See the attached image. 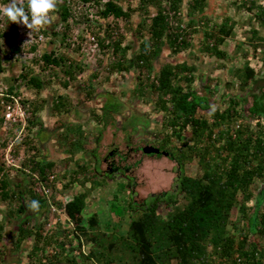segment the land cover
Masks as SVG:
<instances>
[{
  "label": "rangeland",
  "instance_id": "obj_1",
  "mask_svg": "<svg viewBox=\"0 0 264 264\" xmlns=\"http://www.w3.org/2000/svg\"><path fill=\"white\" fill-rule=\"evenodd\" d=\"M249 1L245 3L246 0H204L196 6L195 0H183L180 4V10L184 16L182 21L188 28H190L189 24L193 25L191 31H188L191 46L175 53L165 38L163 51L154 63L155 69L152 70L113 69L111 64L121 60V57L113 52V47L100 49L98 53H94L90 47L85 51L77 50L78 45L73 44L76 30L81 34L80 38L84 40L86 35L84 24L99 28L87 17V10H91V13L96 15V11L102 9L99 4L98 9L84 8V4L79 5L80 2L77 0L70 4L71 17L68 22L72 25V31L63 40L65 28L59 29L61 31H58V28L60 25L65 27V24L59 16L55 17L53 24L50 27L46 26L47 33L53 39L46 43L42 53L47 50L54 52L55 56L64 55L68 58L66 59L68 62L72 61L75 66H82V71L76 70L78 72L70 76L61 71L63 67L56 66L54 69L48 67L50 70L43 73L40 59L27 63L17 60L5 62L6 69L0 76V84L6 87L13 85L18 92V100L28 102L26 118L30 108L34 106L41 108L37 118H40L43 124L27 130L28 120H25L17 126L2 125L0 127V163L2 164L0 183L4 175L9 177L13 186L18 181H25L27 172L19 169L25 158L35 154L38 155L39 160L54 163L47 174H54L55 180L48 193L50 200L47 199V206L36 211L29 207L26 214L17 213L14 216H10V211L17 210L20 203L10 198L7 201L4 200L0 189V220L5 224L3 238L0 240V264H69L66 259H63V262L57 261L59 256L62 257L58 242L65 243L64 257L67 255L76 257L78 259L76 264H103L101 257L86 258L94 245L90 244L85 235L75 228L65 208L59 203L67 202L76 194L86 192L88 196L84 211L85 218L88 219L86 228L91 215L95 214L94 218L97 219L98 230L101 233L99 236H102L104 232L109 235L108 231L113 237L122 233L125 236L124 232L128 228L129 221L128 216L123 217L130 200L128 176L135 180L131 189L135 190L134 200L138 203H142L151 193L172 188L178 175L177 161L169 154H146L142 150L148 144L160 147L163 136L159 133L160 130L163 134H172V129L164 126L165 113L158 105V94L147 85L166 63L186 62L188 65L195 66L194 88L204 93L209 86L213 91L211 109L203 113L200 111V114H203L204 118L210 122L215 119L212 112L217 109L223 111L228 106L232 97L230 95H233L234 90L238 95L245 91L241 90V86L246 68L251 67L255 72L253 80L249 81V85H252L251 90L255 91V86L260 90L263 87L262 76H264V25L260 17L261 10L257 6L264 7V0H254V3ZM122 5L125 9L128 5L136 8L130 20H117L110 17L107 18L104 26L113 27L112 40L121 35L119 28L125 31L122 46L131 48L127 55L129 60L140 50V43L148 38V36L139 35V25L147 20L150 23L151 16L158 9L155 5L148 4L147 12L143 8L137 10L139 0H125ZM62 6L66 7L64 4H59L58 8ZM4 25L6 29L11 27L8 21L4 22ZM221 25L228 31V34L221 36L224 41L220 42L217 49L222 53L209 54L204 48L205 36L218 34ZM103 29L104 27L99 29L101 33L98 34L99 36L104 33ZM53 31L57 35H53ZM27 70H32L28 74H39L44 82L42 89L36 90L28 85V77L26 79L21 77V74H25ZM59 96L60 100L66 99L68 103L66 111L61 113L55 112L51 107ZM108 102L120 104V106L116 113H112V118L105 125L97 116L103 114V106ZM1 104L0 102L2 107ZM248 121L246 122L251 130H258L254 120ZM215 127H213L214 132H217ZM176 136L172 135L170 143L166 145L177 153L180 149L187 150L185 149L187 146H182V142L190 146L196 144V141L191 138V127H187L182 132V142ZM215 139L216 137L213 136V141H210L204 137L198 146L204 148L209 145L210 154L216 156L215 149L222 145L223 141ZM5 140L6 145L2 144ZM113 148L118 150L116 156L118 164L122 162L124 167L128 166L129 169L124 175L114 172L116 174L108 178L105 174L108 168L102 159L108 156V152ZM8 151L13 154L12 163L5 156ZM123 155L126 156L125 161H121L120 157ZM97 158L101 160V173L100 171L97 173L95 168ZM185 172L192 177L202 175L203 167L199 164L198 158L185 161ZM262 189H264V179H258L253 190L257 195ZM24 201L30 205L32 198L27 195ZM173 208L161 206L159 212L166 216ZM28 214H35L33 221L31 218L29 221L25 220L28 219ZM238 216L237 210H234L233 220ZM19 222H26L24 227L33 229L34 232L41 225L43 239L34 235L18 243L17 224ZM58 224L61 229L65 228L67 231L57 237ZM243 224L244 221L239 220V228L246 233ZM241 230L232 228L237 240L242 238ZM49 235H55L56 241L46 244L44 240ZM251 240L258 241L264 248V237L252 235ZM38 248L40 250L35 251ZM102 250L103 248L100 251ZM218 260L214 262L217 264ZM118 263L116 261L115 264ZM174 264L177 262L175 261Z\"/></svg>",
  "mask_w": 264,
  "mask_h": 264
},
{
  "label": "trees",
  "instance_id": "obj_2",
  "mask_svg": "<svg viewBox=\"0 0 264 264\" xmlns=\"http://www.w3.org/2000/svg\"><path fill=\"white\" fill-rule=\"evenodd\" d=\"M8 1L10 0H1L0 6ZM75 1L70 0L71 3H75ZM182 1L139 0L137 10L143 8L147 12L148 4L155 5L158 10L151 16L150 23L147 20V22L139 25L140 34H138L142 37L148 36V38L140 43V50L129 60L127 55L131 48L122 46L125 31L119 28L122 36L118 32L119 36L112 40L114 38L113 27H106L104 35L98 36L99 48L113 47V52L121 57V60L111 64L113 69L126 71L133 68L139 70L155 69L154 63L163 51L165 38L175 53L190 47V34L187 33L184 40L179 42L180 33H176L168 14L165 13L166 10H180ZM202 1L204 0H195V5L198 6ZM253 1L250 0L249 3H254ZM123 2L125 0H107L102 4V1L98 0L97 3L102 4V9L98 11V14L105 20L110 17L117 20H130L136 8L128 5L125 9L122 5ZM245 3H248V0ZM257 7L261 10L262 15L260 17L264 25V7ZM57 11L65 24L63 35V40H65L69 32L72 31V25L68 22L71 12L68 7L64 6L58 8ZM7 20V16L0 18V76L5 72V62L16 60L17 54L21 50L15 35L18 26L14 22L9 24L10 29H6L4 22ZM189 25L190 28L193 26L192 24ZM101 27L103 28L102 24ZM44 32L47 33L48 31L44 30ZM217 33L215 36H205L204 48L212 55L222 53L217 49L220 42L224 41L221 36L228 34V31L225 26L221 25ZM52 34L54 35L56 32L53 31ZM80 49L81 46L78 45L77 50ZM66 59L68 58L64 55L55 56L54 52H45L41 58L44 66H50L53 69L56 66H61L63 67L61 71L70 76L82 71V66H75L72 61L68 62ZM35 60L37 59L32 61ZM195 68L186 62L166 63L147 85L158 94V105L165 113L164 126L172 129L171 135L159 131L163 135L160 148L168 151L172 158L177 161L178 175L172 188L151 193L142 203L134 200L136 192L131 188L135 180L128 176L127 186L130 187V200L123 217L128 216L129 221L128 228L124 232L125 236L122 233L113 237L112 233L108 231L109 235L104 232L100 237L99 234L101 233L98 230L97 219L94 218L95 214L91 215L88 228H86V223H88V219L86 220L84 215L88 197L86 192L76 194L67 202L59 203L65 208L69 219L75 224V228L85 235L90 244L94 245L89 254L86 255L87 259L101 257L103 264H115L116 261L119 262L118 264H174L175 261L177 264H216L214 262L216 259H219L217 264H263L264 248L258 241L251 240V237L252 235L264 237V189L257 195L253 190L256 181L264 179V125L257 123L258 130H251L250 125L243 120L242 115L240 113L235 115L233 112L235 106L232 97H230L228 106L223 111L217 109L212 112L213 118H215L213 122L204 118L200 111L203 113L211 109L213 91L209 86L204 93L194 88ZM32 70H27L25 74H21V77L25 79L28 77V85L39 91L44 86V82L39 76L28 74ZM254 75L253 68H246L241 87L245 88L249 85V81L253 80ZM148 78L150 79V74ZM64 84L67 87L66 82ZM143 85L145 84L143 83ZM0 94L6 95L3 98L0 97V102L4 101L2 106L16 105L15 99L19 95L13 85L6 87L0 84ZM60 96L58 97L59 101L54 100L51 106L55 112L59 113L68 108L67 100H60ZM19 102L24 106L27 115L26 103L28 102L26 100H19ZM115 104L108 102L103 106V114L97 116L105 125L112 118V113H116L120 106V104ZM40 109L34 106L30 108L27 118L25 116V119L28 120L27 130L43 124L42 120L37 118ZM251 113L252 117H264V98H257L251 108ZM3 121L4 117L0 118V127H2ZM20 124L21 122L14 123V126ZM126 126L127 124L123 127ZM214 126L217 128V132H214ZM187 127H191V138L196 141L194 146L182 142L181 135ZM174 134L182 142V146H187L185 147L187 150L180 149L177 153L167 147L166 144L170 143L171 136ZM213 136L216 137V141H223V144L215 149L217 151L216 156L210 154L209 145L204 148L198 146L204 137L213 141ZM2 144L6 145V141ZM195 157L198 158L199 164L203 167V173L200 176L192 177L185 172V161ZM100 163L101 160L97 158L95 166L97 173L102 172ZM53 165V162L39 160L38 155L35 154L30 158H25L19 169L26 170L27 179L25 181H18L13 186L8 176L2 177L0 183L1 197L6 201L10 198L20 203L17 210L10 211V216L17 213H27L29 204L24 201V197L27 195L32 198V201L39 202V208L47 206L48 200L45 197L41 198L42 193L38 190L40 185L35 177L37 175L41 180H47L49 176L47 171L53 168ZM1 167L2 164L0 163V175L2 173ZM119 169V172L124 175L129 167ZM105 174L108 178L113 176V173L109 171H105ZM251 201L254 202L249 204ZM161 206L168 209L174 208L168 212V215L163 216L159 212ZM234 210H237L239 214L235 220H233ZM34 215L28 214V219L25 220L29 221L31 218L33 221ZM239 220L244 221L246 233L239 228ZM26 222L17 224L19 230L17 242L20 243L27 237L34 235L43 239L41 225H37L36 232H34L33 229L24 227ZM58 227L57 237L67 231L65 228L61 229L60 224ZM232 228L241 230L240 233H243L241 239L237 240ZM4 229L5 224L0 220V240L3 238ZM78 237L81 239L80 235ZM45 238L44 243L46 244L56 241L55 235H49ZM57 244L61 250L60 255H62L58 259L56 258L57 261L63 262V259H66L69 264L78 263V259L74 256L67 255L64 257V242ZM101 248H103L102 251H100ZM38 250L40 248L35 251ZM129 258L130 260H128Z\"/></svg>",
  "mask_w": 264,
  "mask_h": 264
},
{
  "label": "built area",
  "instance_id": "obj_3",
  "mask_svg": "<svg viewBox=\"0 0 264 264\" xmlns=\"http://www.w3.org/2000/svg\"><path fill=\"white\" fill-rule=\"evenodd\" d=\"M59 2H63L64 0H56ZM80 2L79 5L83 6V1L82 0H77ZM12 2L10 0L9 4ZM16 3L18 5H23L25 8H27V0H16ZM70 0H65V4H70ZM72 4V3H71ZM6 7L0 6V8ZM57 8L58 5L55 6V8L49 13L52 21L57 14ZM81 8V7H80ZM166 14H168L169 20L171 25L174 27V30L176 33H180L179 35V42H182L185 38V35L188 33V31H191V28H188L186 24H184V16L182 10H166ZM4 15L3 12L0 13V18H3ZM16 23V22H15ZM18 30L15 31V33H18V44L21 48L20 52L17 54L16 60L18 62L22 63H27L28 61L34 60V59H41L42 57V49L46 45L47 42H49L52 37L49 35V33H45L44 30L47 29L46 26L39 28V29H28L25 25L23 24H18ZM51 24L47 25L50 26ZM85 27V28H84ZM179 27V28H177ZM86 32V35H84V40H82L80 37L81 34L76 30V34L73 37V44H77L81 46V50L85 51L88 47L92 49V51L99 52V39L98 36L96 35L95 31L89 30L88 25L86 26L84 24L83 26ZM59 29H64L63 25H60L58 28V31H61ZM178 30V31H177ZM98 31V30H96ZM80 38V40H79ZM97 52V53H98ZM16 105H8L5 107L0 106V118L4 117V124L5 127H12L14 123H17L18 121L24 119V116L26 114L24 106L19 102L18 97L15 99ZM2 103H4L2 101ZM13 143V142H12ZM14 145V144H12ZM10 145V146H12ZM5 156L8 158V161L12 163L13 161V154L6 152ZM9 157H11L9 159ZM35 179L38 181V184L40 185V188L38 189L41 191L42 195H45L48 199L50 198V187L54 183L55 180V175L54 174H49L47 180H41L39 176L36 175Z\"/></svg>",
  "mask_w": 264,
  "mask_h": 264
},
{
  "label": "clouds",
  "instance_id": "obj_4",
  "mask_svg": "<svg viewBox=\"0 0 264 264\" xmlns=\"http://www.w3.org/2000/svg\"><path fill=\"white\" fill-rule=\"evenodd\" d=\"M82 1H83V4H84V6H83L84 8H89V7H96L97 9L99 8L98 7V3H97L98 0H90V1H86V2L84 0H82ZM101 1H102V4H103L107 0H101ZM9 2L10 1H8L5 4L4 3L1 4L2 6L5 5L6 7L0 8V12H3V14L8 17V20H7L8 23L12 24V23L16 22L18 24H23L28 29H31V30L32 29H39V28H42V27L47 26L49 24H53V21H52L50 15H49V13L55 8L56 5L64 4L66 7L69 8V11L71 12V10H70V8H71L70 4L71 3L66 5L65 4V0L63 2H59V1H56V0H27V8H25L23 5H18L16 3V0H12V2L10 4H9ZM57 10H58V8H57ZM57 16H59L62 19V17L60 16V14L58 12V14H55L53 20ZM87 17L94 21L95 26H99V28H95V27H92L91 25H88L89 30L95 31L96 35L99 36L98 34H101L99 29H102V27H101V23H102V25L104 27L103 31L105 32V28L108 27V25L104 26V25H106L105 23L107 22V19L105 20L104 18H102L98 14L97 11H96V15H94L93 13H91V10H87ZM97 17H99V18H97ZM96 30H98V31H96ZM15 35H16V37L18 39V33H15ZM102 35H104V33ZM52 39H53V37H52ZM45 52H49L50 53L51 51L45 50ZM45 52H43L42 55ZM39 62H42V65H40V67L42 69V72L43 73L44 72L47 73L50 70L48 68L50 66H44L43 65V61L41 59H40ZM33 75H36L37 77L39 76V74L37 75L35 73ZM4 96H6V95L0 94L1 98H3ZM25 120L26 119H25V116H24V119H22V120H20L18 122L25 121ZM3 126H5L4 121H3ZM8 146H9V144H8ZM42 197H45L46 199H48L45 195L41 194V198ZM48 200H50V198ZM29 207L32 208L34 211H36V210L39 209V202L36 201V200H33L31 202V204L29 205Z\"/></svg>",
  "mask_w": 264,
  "mask_h": 264
},
{
  "label": "flooded vegetation",
  "instance_id": "obj_5",
  "mask_svg": "<svg viewBox=\"0 0 264 264\" xmlns=\"http://www.w3.org/2000/svg\"><path fill=\"white\" fill-rule=\"evenodd\" d=\"M262 78H263V80H262L263 87L260 90L257 89L255 86L254 88L256 90L252 91L251 90L252 85L250 84L249 86H246L245 88L241 89L243 91L245 90L243 92V94L238 95V94H236V92L234 90L233 95H231L232 101L234 102V106H235L234 111H233L235 113V115L240 113L242 115L243 120H245V121L254 120L256 125H257V123H261L262 125H264V117H259V116L252 117V113H251V108L253 107L257 98L258 97H261L262 99L264 98V76H262ZM241 106H242V108L239 109V107H241ZM163 151L164 150L161 149V152L159 154H164ZM117 152H118V150H116V148H113L112 150H110L108 152V156H105L103 159L101 158L102 161L104 160V164L108 168L106 171L113 173V175L116 174L114 172L120 173L119 168H121V169L125 168L124 165L122 164V162L119 161L120 164H118L117 159H116V156L118 155ZM166 152L169 154L168 151H166ZM123 156L120 157L121 161H123V160L125 161V159H126V156L125 155H123Z\"/></svg>",
  "mask_w": 264,
  "mask_h": 264
},
{
  "label": "water",
  "instance_id": "obj_6",
  "mask_svg": "<svg viewBox=\"0 0 264 264\" xmlns=\"http://www.w3.org/2000/svg\"><path fill=\"white\" fill-rule=\"evenodd\" d=\"M143 152L146 154H159L161 152V149L157 146L148 144L142 148ZM164 154L168 155V153L163 151Z\"/></svg>",
  "mask_w": 264,
  "mask_h": 264
},
{
  "label": "crops",
  "instance_id": "obj_7",
  "mask_svg": "<svg viewBox=\"0 0 264 264\" xmlns=\"http://www.w3.org/2000/svg\"><path fill=\"white\" fill-rule=\"evenodd\" d=\"M194 29H196V27Z\"/></svg>",
  "mask_w": 264,
  "mask_h": 264
}]
</instances>
